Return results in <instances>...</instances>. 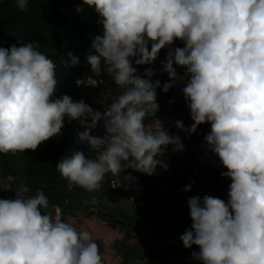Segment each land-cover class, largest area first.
I'll return each mask as SVG.
<instances>
[{
  "label": "clouds",
  "instance_id": "clouds-1",
  "mask_svg": "<svg viewBox=\"0 0 264 264\" xmlns=\"http://www.w3.org/2000/svg\"><path fill=\"white\" fill-rule=\"evenodd\" d=\"M82 2L94 10L102 35L94 37L87 55L94 76L75 83L96 87L103 72L124 91L104 112L66 94L54 98L56 64L37 50L39 43L0 47V153L36 150L61 134L67 117L84 129L77 132L78 140L98 153L89 158L76 150L57 163L70 189L95 192L107 173L126 169L151 176L162 149L172 145L179 152L184 145L159 120L152 127L145 119L159 110L157 88L167 93L183 82L193 121L187 131L210 123L205 143L227 169L221 177L231 183L227 201L212 195L189 198L192 224L179 239L186 249L199 248L191 255L202 264H264V0ZM15 3L28 10L29 0ZM176 40L184 46L173 50ZM165 47L162 71L170 82L153 80L152 68L138 75L133 59L135 65L151 64ZM67 57L65 68L80 63L71 52ZM174 65L184 74L178 75ZM101 120L104 135H92ZM176 127L185 129L179 120ZM190 190L191 184L183 189ZM28 191L21 185L15 199H0V264H103L89 231L54 220L42 212L49 206L44 192L21 194Z\"/></svg>",
  "mask_w": 264,
  "mask_h": 264
},
{
  "label": "rangeland",
  "instance_id": "rangeland-1",
  "mask_svg": "<svg viewBox=\"0 0 264 264\" xmlns=\"http://www.w3.org/2000/svg\"><path fill=\"white\" fill-rule=\"evenodd\" d=\"M30 1H43L47 6L60 11L67 17L102 28L98 23V17L94 10L84 5L82 0ZM77 7H82L83 11L78 13L76 11ZM76 31L78 30L69 27L47 26L32 43H39L38 51L46 55H53L65 47ZM183 46L180 40H176L171 45V48L174 50L176 47ZM150 48L151 42L149 43V50ZM168 51V47L161 49L152 67L155 73L152 79L159 80L161 85L170 82L167 73L162 71V62L165 60ZM133 65L137 66L134 63V59ZM174 67H176L178 75L184 74L183 68L175 65ZM82 72L87 74L86 76H94L91 67L88 66L85 60L82 63ZM97 79L103 82L96 87L81 85L78 87L76 94L79 100L88 102L90 106L97 105L98 108H95V110L104 112L112 101L119 96L121 87L115 85L114 81L106 73L102 72ZM183 86L184 83L180 82L169 89L167 93L163 92L161 88L156 90L158 99L160 96L161 100H172L166 113L158 117L157 120L160 121L162 127L170 135H178L181 138L184 150L173 152L172 145L162 149L161 153L156 157L160 164L156 167L153 175L163 178L168 173L170 165L184 167L199 160H208L220 173L227 171L218 156L211 152L205 143L204 137L211 131L210 123L199 125L195 133L187 131L193 121L188 103L182 94ZM65 94L69 95L70 92L59 82L54 98H59ZM178 120L183 122L184 130L176 127V121ZM148 126L155 127L156 120ZM83 130L78 120L69 122L66 117L61 134L43 142V150L39 153L42 155L45 166L37 169V171H35L36 169L30 171L28 164L30 150L15 154L0 153V199H15V192L20 190L21 185H26L29 189L27 193H21L25 197L34 196L38 190L43 191L49 200V206L46 209H42V212L49 214L54 220L59 219L73 224L79 231H89L93 240L99 245L103 264H202L201 261L194 259L191 255L192 252L199 251V248L195 245L190 249H185V252L179 255H174L171 248H162L164 236L172 234L171 232L176 229L177 221L175 220L172 221L171 228H168V224L158 222L144 224L140 233L131 235L125 229L115 226L113 218L115 220H123L122 218L125 215L131 216V213L135 210L132 199L128 194H138L140 192L139 189L132 191L131 188L127 187L125 188V194L118 195L110 201L108 200V202L104 198L103 203L98 201L93 204L94 193H89L85 189L76 186L78 189L74 195L75 197H72L70 201L67 200V196L73 187L70 189L69 182L66 179L51 173L53 163L52 150L66 134H71L78 142L80 150H85L87 157L95 158L98 154L97 151L91 150L86 142H80L77 138V132ZM104 133L103 121L101 120L98 122L97 127L91 131V134L102 137ZM223 178L226 180V184H222L223 191L219 198L227 201L231 180L227 177ZM121 187V183L112 182L113 189ZM220 190L221 187H218L208 195L216 196Z\"/></svg>",
  "mask_w": 264,
  "mask_h": 264
},
{
  "label": "trees",
  "instance_id": "trees-1",
  "mask_svg": "<svg viewBox=\"0 0 264 264\" xmlns=\"http://www.w3.org/2000/svg\"><path fill=\"white\" fill-rule=\"evenodd\" d=\"M47 26L69 27L78 30L70 37L65 47L53 55H47V57L56 64L57 80L70 92L69 96L72 97L73 101H80L77 98L78 86L75 81L87 75L82 72V63L84 60L87 62V55L91 51L92 41L96 35H102V28L67 17L60 11L50 8L43 1H30L28 10L21 11L14 0H0V47L9 48L13 44L19 46V43L33 42ZM68 52L79 57L80 63L78 65L69 66V68L63 66V61L68 59ZM88 66L90 67L89 64ZM153 66L154 62L134 67L137 68V74L143 77L145 69ZM123 91L124 89L120 88V94ZM171 102L172 100H161L160 96L158 99L157 94L159 110L156 112L155 118L152 116L146 117L145 124L150 125L155 119L164 115ZM85 103L88 104V102ZM91 107L94 110L98 108L97 105ZM41 150H43V142L36 150H30L28 161L30 171L35 169L37 171V169L45 166L42 155L39 153ZM76 150H80V147L75 137L66 134L52 150L51 173L62 177L56 170L57 163L65 155H71ZM82 151L87 156L85 150ZM128 174H131L135 179L124 181L123 176ZM220 174L208 160H199L184 167L170 165L168 173L163 178L126 169L118 176L107 173L102 181L101 188L93 193L97 201L103 203L104 198L108 202V200L110 201L118 195L125 194V188L127 187L131 188L132 191L139 189L138 194H128L132 199L135 210L131 213V216L125 215L122 218L123 220L113 218L115 226L125 229L131 235L140 233L144 224L158 222L168 224V228H171L170 225L175 220L177 221L176 229L171 232L172 234L164 236L162 248H171L174 255H179L185 252L186 249L179 237L192 224L187 206L189 198L194 196L203 198L218 187H221V190L215 197H220L223 191L222 184H226V180ZM112 182L121 183L122 187L113 189ZM189 184H191V190L183 191ZM77 189L76 186H73L67 200L70 201L72 197H75ZM143 212L144 214H142ZM174 215L176 216L174 217Z\"/></svg>",
  "mask_w": 264,
  "mask_h": 264
}]
</instances>
